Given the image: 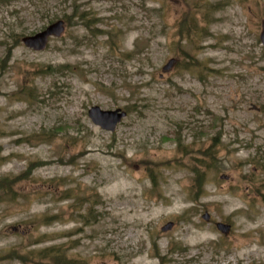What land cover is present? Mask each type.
Segmentation results:
<instances>
[{
	"label": "rangeland",
	"instance_id": "rangeland-1",
	"mask_svg": "<svg viewBox=\"0 0 264 264\" xmlns=\"http://www.w3.org/2000/svg\"><path fill=\"white\" fill-rule=\"evenodd\" d=\"M263 24L264 0H0V264H264Z\"/></svg>",
	"mask_w": 264,
	"mask_h": 264
},
{
	"label": "water",
	"instance_id": "water-1",
	"mask_svg": "<svg viewBox=\"0 0 264 264\" xmlns=\"http://www.w3.org/2000/svg\"><path fill=\"white\" fill-rule=\"evenodd\" d=\"M65 30V23L63 20H58L51 25H49L45 30L31 36L23 37L22 41L27 47L33 48L35 50H43L48 44L49 37L52 35L59 36ZM260 38L264 44V24L263 30L261 32ZM175 59H171L163 68L164 71H169L175 64ZM89 115L92 121L102 127L105 130L114 131L119 122L126 117L127 112L118 108L115 110H103L99 106H93L89 110ZM203 218L208 220L210 215L206 212ZM174 226V222H168L162 227L163 231L171 230ZM218 229L224 233H228L231 226L229 224L218 222Z\"/></svg>",
	"mask_w": 264,
	"mask_h": 264
},
{
	"label": "trees",
	"instance_id": "trees-1",
	"mask_svg": "<svg viewBox=\"0 0 264 264\" xmlns=\"http://www.w3.org/2000/svg\"><path fill=\"white\" fill-rule=\"evenodd\" d=\"M84 16V15H83ZM82 16V17H83ZM190 28V26L188 25V19L184 18L181 22H180V25H179V30H180V33H183L184 30H188ZM11 50L8 51V56H10ZM205 155H209L207 153H204ZM210 158H212L211 155H209ZM193 171L195 172V180L196 182H198L200 185H204V173L198 168V167H195L193 169ZM21 179V177H18L16 180H19ZM14 181L10 180L9 178L7 177H0V192H2V194L0 195V198L1 196L4 194H10L11 192V188H12V183H14ZM201 190V189H200ZM200 194V191H198V193L196 194V197H198ZM49 219V218H47ZM34 254H37V256L40 258V259H47L49 264H79V263H75V261H72L71 259H69L65 253H63L60 249H58L57 247L55 246H49V247H46L45 249H40V250H37V251H31L29 253H27V255L25 257H27L26 260H31V258L33 257ZM18 257H22V256H18L17 255V258ZM80 264H86L84 262H80Z\"/></svg>",
	"mask_w": 264,
	"mask_h": 264
}]
</instances>
